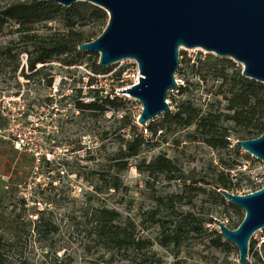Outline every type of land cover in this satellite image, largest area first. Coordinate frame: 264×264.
<instances>
[{
    "label": "rangeland",
    "instance_id": "rangeland-1",
    "mask_svg": "<svg viewBox=\"0 0 264 264\" xmlns=\"http://www.w3.org/2000/svg\"><path fill=\"white\" fill-rule=\"evenodd\" d=\"M89 4V3H88ZM109 18V16H108ZM53 32L62 33L64 28L61 23L53 22L48 24ZM40 34L46 31L39 27ZM77 30L90 35L91 33L99 34L100 28L94 19L81 21ZM11 40H17V35H11L8 30H0V90L5 92H16L19 89L34 91L35 86L26 85V78L22 81L17 79L13 73L15 63L2 55L4 46ZM93 39L92 41H94ZM24 52L23 48H18L14 53ZM83 55L77 57L78 63L73 66H65L61 61H53L42 71V77L49 75L53 78V83L60 86L65 92L73 90L72 97L61 101V106L65 109L62 113L64 122V136L67 138L66 145L69 147V160L67 161V176L61 181L56 189H52L49 194L44 196V201L48 204L49 210L46 211L44 221L39 225L40 231H37L38 219H30L29 212L24 206L20 205L19 198L12 197L5 199L0 205V212L5 218H17L18 233L12 237L14 246L4 245L3 252L7 259L18 264L26 260L31 264H130L133 263L136 256L131 251L118 252L117 250L107 251L101 248L88 237V229L85 215L91 218L92 213L97 207H106L118 210L125 221L134 224L136 227V235L138 238L150 240L152 246L145 249L141 253V257L151 258L155 255L161 264H239V254L235 245L229 243L230 247L215 248L209 245L207 241H203L196 237H191L178 250L172 248H163L157 243L160 233L159 225H152L148 222V215L157 208L156 200L175 194H185V186L182 183L168 181L164 176L150 178L147 173H140L137 170V163L144 160L149 164L153 158L159 154H165L168 158L175 161L178 168L181 169L186 178V186H189L191 179L204 178L207 182L216 180L217 174L226 168L218 166V152L211 150L201 142H191L186 140L189 134H193L200 127L193 126L187 131L176 133L172 136L159 132L156 137L146 130L147 126L142 127L137 124V119L141 114L142 105L137 100L124 96L117 91L128 88L135 83L137 68L133 60H125L114 64L108 68L107 74H96L93 69V63L98 60L99 55L93 53L82 52ZM184 53L188 56L185 48L181 49L180 56ZM86 54V55H85ZM208 53L205 50H197L192 53L193 63L202 56L204 58ZM213 55V54H212ZM215 56V55H214ZM181 62V59H180ZM237 68L242 69L243 66L233 61ZM191 63V64H193ZM17 64V63H16ZM184 70L186 65L183 64ZM121 76L118 77V74ZM178 80L181 86L187 81L198 84L195 94V102H200L206 108V103L214 101L217 98L222 102L223 108L225 101L222 96H215L219 85L214 82L204 83L200 78L191 77L186 71V75L178 74ZM50 77V78H51ZM95 79L98 85L94 83L95 89L100 90V95L105 97L119 96L125 101V106L116 115L112 109L108 107L105 113L82 112L75 116L68 104L76 101H91L90 87L86 86L88 80ZM37 84V82H36ZM44 91L43 88H40ZM81 90V95L78 91ZM187 96H179L175 90L168 94V101L171 111H175L177 103L186 99ZM44 97L43 100H45ZM175 99V100H174ZM201 99V100H200ZM127 115L134 124L139 127V133L144 134L151 145L145 146L140 158L131 161L129 168L120 174V178L124 189L119 192L114 190H106L101 178L112 180L114 177L113 159L114 152L120 144V138L129 139L131 133L129 128L119 131L120 118ZM162 120V115L153 119L148 124H155ZM154 122V123H153ZM180 141V145H175L176 141ZM76 142V143H75ZM76 150H80L79 154H71ZM243 151V150H242ZM244 151L240 157L234 154L229 156L230 161H236L240 164L232 174L237 176L233 182H241L243 191L238 192L240 195L254 192L264 186V163L250 156L245 158ZM20 155V154H19ZM248 155V154H247ZM21 160V159H20ZM2 157L0 156V195L4 191V187H14L31 171V164L26 161H15L10 169H3ZM11 176V180L6 181L5 178ZM100 189L102 191H97ZM210 190V188H208ZM102 192V193H100ZM209 192V191H208ZM192 205L182 203L178 208V213H193L200 218H213L212 224L205 223L204 228L208 232H219L218 223L221 222L231 229L240 222L241 215L244 213L241 209L227 208L226 205L220 203H211L207 195L195 196ZM161 213V212H160ZM161 215V214H159ZM147 216V217H146ZM5 225L0 223V234L5 240L9 239L11 233H3ZM263 236V231L255 234L253 239L257 242L256 248L259 249ZM251 262L253 259L250 258Z\"/></svg>",
    "mask_w": 264,
    "mask_h": 264
},
{
    "label": "trees",
    "instance_id": "trees-1",
    "mask_svg": "<svg viewBox=\"0 0 264 264\" xmlns=\"http://www.w3.org/2000/svg\"><path fill=\"white\" fill-rule=\"evenodd\" d=\"M88 18L96 21L100 28L99 34L86 35L77 30L80 22L86 21ZM108 20V14L103 9L84 2L65 8L42 0H0V30H8L11 35H17V40H11L4 46L2 55L15 63L14 74L19 70V55L21 53L28 55L31 71L36 68V65L50 64L55 60L61 61L65 66H73L78 63L77 57L83 55L78 50L79 46L92 42L93 39L96 40L107 27ZM53 22L62 24L64 28L62 33H51L52 30L48 24ZM39 27L45 29L46 32L40 34ZM20 47L23 48L24 52L14 53ZM181 57L178 74L186 75L187 71L191 77L200 78L205 84L214 82L219 85L215 96H222L225 106L223 108L222 102L217 98H214L213 102L206 103V108L201 102L200 104L196 103L195 94L198 84L190 82L187 77L186 83L178 87V95L187 96V98L177 103L175 111L163 114L162 120L155 124H148L146 130L152 134V137H156L159 132H165V135L172 136L187 131L193 126H198L200 130L189 134L186 140L201 142L211 150L218 152V166L222 168L224 165L226 168H222L223 170L217 174L216 180L214 179L212 182H207L204 178L193 177L190 185L186 186V178L181 169L177 167L174 160L165 154L157 155L149 164H146L144 160L139 161L136 167L140 173H147L150 178L156 179L158 176H164L168 181L183 182L185 193H190L187 197L185 194H175L157 199V208L147 214L148 222L152 225H159L161 229L157 243L163 248L176 250V254L179 253L178 250L182 244L191 237L207 241L209 245L218 249H228L229 243L224 240L219 232H208L204 228L205 223L212 224L214 222L213 218L204 219L196 217L190 212L182 214L175 210H178L176 206H181L182 203L192 205L193 194L195 196L207 195L211 203H220L226 205L227 208L237 209L235 205L225 200L219 190L223 189L235 194L243 191L241 182H233L237 176L232 174L240 164L236 161H230L229 156L234 154L236 157H240L243 152L235 145L236 141L256 139L264 132V84L244 77L242 69L237 68L231 59L208 54L204 58L200 55L197 61L193 63L185 53ZM183 64L186 65L187 70H184ZM44 67L36 75H41ZM93 69L99 75L107 74L110 71V69L105 70L100 67L98 60L93 63ZM121 73L118 74V77L121 76ZM23 76L26 79L32 78L25 73ZM47 83L52 85L53 79H48ZM94 83L98 85L95 79H91L86 86L90 87ZM89 91L91 101H76L77 107L82 112L98 111L105 113L108 107L118 115L125 106V101L119 96H114L111 99L100 95L99 89L90 88ZM81 92L79 90L78 95H81ZM119 122L121 125L118 132L129 128L131 135L129 139L119 137L120 144L114 152L112 167L115 173L113 179L101 178L106 190H114L115 192L124 189L120 174L129 168L131 161L141 157L145 146L151 145L144 134L139 133V127L127 115H122ZM175 145H180V141L177 140ZM0 156L2 157L3 169H10L15 161H26L31 164L30 158L19 155L12 147L1 142ZM245 158L249 159L250 156L245 154ZM97 191L102 190L97 189ZM13 196H17L16 186H10L8 189L4 187V191L0 195V205L4 203L5 199ZM19 203L24 206L21 199H19ZM45 214L40 213L37 218L39 220L37 231H40L39 225L44 221ZM85 217L88 220V237L101 248L107 251H131L136 258L130 264H161L155 255L151 258L141 257L140 254L153 244L150 240L138 238L134 224L125 221L118 210L97 207L91 218H88V214ZM243 219L244 213H242L241 220L234 229L239 227ZM17 221V218L3 217L2 212H0V223L5 225L3 233L9 232L12 235L5 240L0 234V264H14L7 259L3 252V244L14 246L15 242H13L12 237L17 236L18 233ZM256 246L257 242L252 239L250 244L252 264H264V242L260 249H257ZM18 264L31 263L24 260Z\"/></svg>",
    "mask_w": 264,
    "mask_h": 264
},
{
    "label": "water",
    "instance_id": "water-1",
    "mask_svg": "<svg viewBox=\"0 0 264 264\" xmlns=\"http://www.w3.org/2000/svg\"><path fill=\"white\" fill-rule=\"evenodd\" d=\"M69 8L84 2L109 16L103 33L79 46L98 54L108 68L125 60L137 63L139 80L120 94L142 105L137 119L145 127L171 111L168 94L177 87L181 49H201L243 66L242 75L264 84V0H42ZM235 145L264 163V132ZM225 200L244 212L237 229L218 223L219 233L235 245L239 264H252L250 244L264 230V186L240 195L219 190Z\"/></svg>",
    "mask_w": 264,
    "mask_h": 264
},
{
    "label": "built area",
    "instance_id": "built-area-1",
    "mask_svg": "<svg viewBox=\"0 0 264 264\" xmlns=\"http://www.w3.org/2000/svg\"><path fill=\"white\" fill-rule=\"evenodd\" d=\"M197 50L199 49H186L187 57L192 59V53ZM134 63L137 68L134 83L136 84L140 74L137 63L135 61ZM19 64L17 79L22 81L25 78L23 73H25L32 77L26 79V85H39L44 91L40 88H35L32 92L27 91L24 85L22 90L9 92L8 95L0 90V142L9 145L20 155L30 158V174L16 185V194L22 200L27 213L29 212L30 219H37L40 213H46L49 210L44 196L52 189L58 188L61 181L69 177L67 161L70 151L66 145L67 138L64 136L65 120L62 113L65 109L61 106V101L72 97L73 90L65 92L54 83L48 85L47 80L53 79L49 75L45 77L36 75L49 64L36 65V68L31 71L26 53L19 55ZM176 80L178 85L171 92L175 90L178 92V87L181 86L178 75ZM90 88L95 89L94 84ZM44 97H46L45 100H43ZM167 103H169L168 100ZM68 106L75 116L80 114V109L75 103H70ZM79 152L80 150H76L71 154L77 155ZM10 177H6L5 180L9 181ZM5 189H8V186H5ZM263 242L264 238L258 245L259 249Z\"/></svg>",
    "mask_w": 264,
    "mask_h": 264
}]
</instances>
